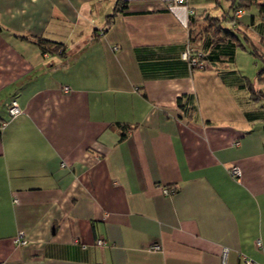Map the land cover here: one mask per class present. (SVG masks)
<instances>
[{
  "label": "crops",
  "instance_id": "obj_1",
  "mask_svg": "<svg viewBox=\"0 0 264 264\" xmlns=\"http://www.w3.org/2000/svg\"><path fill=\"white\" fill-rule=\"evenodd\" d=\"M215 1L0 0V264L264 263V19L190 38Z\"/></svg>",
  "mask_w": 264,
  "mask_h": 264
},
{
  "label": "trees",
  "instance_id": "obj_2",
  "mask_svg": "<svg viewBox=\"0 0 264 264\" xmlns=\"http://www.w3.org/2000/svg\"><path fill=\"white\" fill-rule=\"evenodd\" d=\"M119 0H117V3ZM222 12L219 14H209L207 12L196 16L190 14L191 20L188 24V32L190 38H194L197 34L200 35V39L203 37H208L210 43L218 44L220 42H232L236 46L242 45L240 43V19L235 15L237 9L242 10H251L254 8L257 11V14L261 19H264V0H216L214 6H222ZM117 7V6H116ZM111 15H108V17ZM4 31V28L0 24V33ZM23 38H28L30 41L36 43L43 52L48 53H58L59 55H65V49L63 43L50 40L44 37H26L20 36ZM184 49V48H183ZM194 52H201L200 61L206 62L204 59V52L200 50L193 49ZM183 51V50H182ZM251 53L254 57H257L262 66L255 73L256 79L246 78L244 80V85L248 91L249 97L251 99H257L262 96L261 89L255 85V82H264V54L262 52L256 51L255 46L250 48ZM182 58V57H181ZM183 59V58H182ZM185 60V59H184ZM190 67H196L190 65L189 61L186 60ZM178 103L180 99H177ZM125 134H122V137Z\"/></svg>",
  "mask_w": 264,
  "mask_h": 264
},
{
  "label": "built area",
  "instance_id": "obj_3",
  "mask_svg": "<svg viewBox=\"0 0 264 264\" xmlns=\"http://www.w3.org/2000/svg\"><path fill=\"white\" fill-rule=\"evenodd\" d=\"M170 1L171 2H175V3H183V2H185V0H170ZM190 12H191V10H190ZM241 13H242V9H237L235 11V15L236 16H240ZM201 55L202 54L199 51L194 52L193 48L191 47V45L189 43L185 44V47H184L183 51L181 52V57L183 59L188 60L190 65L197 66V68H199V69H203L204 68V63L199 60ZM7 112H8V115L10 117L16 116L17 114H19L21 112V108H20V106H19V104H18L16 99H11L10 102L7 104ZM230 173L233 176L237 177L239 175V173H240L239 168L237 166H235V165L232 166L230 168ZM163 191H164V193H168L169 192V190L166 189V188H164ZM25 241L26 240H25V238L23 236V232L22 231L18 232V234L14 238V242L16 244H24ZM95 243L98 246H104V245L107 244L106 240H104L103 238H97L95 240ZM151 249L157 250V249H159V245L158 244H154V245L151 246ZM225 251H226V249H223V254L225 253ZM244 262H245V264H264V263L255 262L253 260H250L249 258H244Z\"/></svg>",
  "mask_w": 264,
  "mask_h": 264
},
{
  "label": "rangeland",
  "instance_id": "obj_4",
  "mask_svg": "<svg viewBox=\"0 0 264 264\" xmlns=\"http://www.w3.org/2000/svg\"><path fill=\"white\" fill-rule=\"evenodd\" d=\"M252 9L255 10L254 8H252ZM238 52L239 53H237V55H236L235 63L232 66H233V68H236V69H239V70L243 69V71H244V68H242L243 66L241 67V64H240V49H239ZM261 65H262L261 63H258L256 65V67L254 68L253 67L254 65L251 66L250 64H248L249 67L247 66V69H249V70H246L247 71L246 73H247V75H249L250 79L254 78V75H255L258 67L261 66ZM260 86L264 87V83L260 84Z\"/></svg>",
  "mask_w": 264,
  "mask_h": 264
}]
</instances>
